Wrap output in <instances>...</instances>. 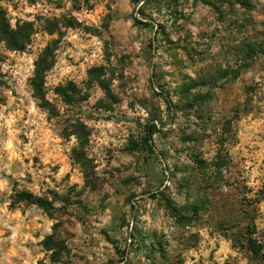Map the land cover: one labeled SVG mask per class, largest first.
<instances>
[{"label": "rangeland", "instance_id": "374dc122", "mask_svg": "<svg viewBox=\"0 0 264 264\" xmlns=\"http://www.w3.org/2000/svg\"><path fill=\"white\" fill-rule=\"evenodd\" d=\"M0 264H264V0H0Z\"/></svg>", "mask_w": 264, "mask_h": 264}, {"label": "trees", "instance_id": "16d2710c", "mask_svg": "<svg viewBox=\"0 0 264 264\" xmlns=\"http://www.w3.org/2000/svg\"><path fill=\"white\" fill-rule=\"evenodd\" d=\"M31 25L29 23H24L23 25H18L16 29H10L7 32V36L2 38L10 49L13 50H23L27 44L31 35ZM54 51L55 49L51 45H47L40 52L37 59L34 61V69L32 77L30 78V86L32 90L33 97L37 100V104L42 109H45L49 114L53 115L55 109L51 106L50 102L46 98L45 89V76L46 73L54 63ZM75 87L72 85L58 86L54 90L59 96L63 97L65 101H72L74 97ZM148 138L155 132V126L152 124L148 128ZM144 138V141L148 139ZM15 199L18 201H26L31 204H35L38 207L49 211L52 208L51 202L39 196L33 195L29 191H19L15 194ZM44 247L46 250H52L51 260L57 262L56 253L64 251L66 248L60 242L52 237H46L44 241ZM258 253V250H254Z\"/></svg>", "mask_w": 264, "mask_h": 264}]
</instances>
